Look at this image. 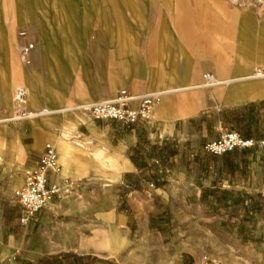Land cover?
<instances>
[{"label": "crops", "instance_id": "crops-1", "mask_svg": "<svg viewBox=\"0 0 264 264\" xmlns=\"http://www.w3.org/2000/svg\"><path fill=\"white\" fill-rule=\"evenodd\" d=\"M96 3L91 8L82 0L77 8L67 9L82 11L80 19L85 21ZM110 4V12L116 13L117 0ZM135 5L143 15L153 10L158 15L143 30H125L119 43V30H68L69 22L54 25V1L45 6L35 1L29 13L13 19V10L0 0V66L10 67L12 57L16 61L12 75L0 78V264L16 255L42 260L54 254L64 259L93 253L114 258L133 243L131 230L118 228L128 226L132 214L144 235L153 227L174 244L171 212L197 204L211 211L238 212L231 226L240 239L248 235L259 246L256 258L264 264V221L254 218L253 226L245 221L246 211L264 209V191L250 183L264 176V146L245 150L248 156L238 155L243 152L238 150L213 156L204 149L226 130L264 140V79H250L263 60L244 56L245 14L228 0H160L151 5L142 0ZM22 25L32 30H23L27 35L19 41L15 27ZM232 32L236 39L231 52ZM19 42L35 43L26 70L18 64ZM208 72L224 81L212 88H225L208 90L200 98L198 89H212L200 87ZM22 78L28 84L29 107L47 112L15 124L10 121V96L13 84ZM122 89L162 93L149 122L122 126L97 121L84 109L114 98ZM104 134L111 140L107 151L113 170L108 175L114 181L109 182L124 185L130 213L118 212L115 221L96 227L78 214L53 222L52 216L65 212L55 199L28 226L21 225V209L11 212L14 193L24 184L25 172L37 167L45 144L54 143L59 158V171L51 173L50 180L73 182V195H95L90 184L97 165L85 156L84 145H97ZM55 244L67 249L60 246L54 252ZM27 245L33 251L30 256L23 253ZM141 256L133 254L134 259ZM164 256L173 264H186L181 250L168 249Z\"/></svg>", "mask_w": 264, "mask_h": 264}, {"label": "rangeland", "instance_id": "rangeland-1", "mask_svg": "<svg viewBox=\"0 0 264 264\" xmlns=\"http://www.w3.org/2000/svg\"><path fill=\"white\" fill-rule=\"evenodd\" d=\"M40 2L42 6L48 5L49 2L54 1V4L58 6V10L55 13L59 15V19L53 17L52 22L54 25L61 23H70L68 30H119V43L124 42L125 30H143L142 26L147 27L148 22H153L155 16L158 15L156 10L146 13L143 15L142 11L136 9L135 3L142 2V0H117V12H110V0H96L97 3L94 5L97 9H90L86 12L85 21H82L81 13L75 9L74 11L67 9V5L70 7H78V4L82 0H6L8 10L11 8L13 12L11 16L13 19L21 16V13H29L30 5L33 2ZM84 1V0H83ZM95 0H86V5H90L92 8V2ZM145 2L150 1L151 4H156L160 0H144ZM170 0H166L168 2ZM210 1V0H207ZM231 5L239 10L240 13L245 14V51L244 56L249 58L253 55H257L262 58V63L256 67H264V0H228ZM83 4V3H82ZM133 5L134 10L129 11L127 7ZM84 6V4H83ZM71 8V7H70ZM100 8V10H98ZM130 8V7H129ZM58 13V14H57ZM109 15L113 17L110 18ZM10 14L8 13V16ZM149 17V18H148ZM85 23V27L84 26ZM24 28V29H23ZM55 30H61L55 27ZM26 30L27 32L32 30L29 26L15 27V33L17 38L21 39V32ZM66 30V29H64ZM235 35L231 33V52L235 47ZM234 40V41H233ZM21 42L18 47V64L21 65L22 70L28 69L32 65L27 63L22 56ZM12 48V47H11ZM9 51V50H8ZM12 52L11 49L9 53ZM124 52V50H123ZM243 55V54H242ZM9 56L8 58H11ZM31 58V57H30ZM16 61L14 57L10 59L11 66L3 68L0 66V78L1 76H10L13 71V64ZM18 86H28V84L22 79H19L13 84L10 103L12 107V115L15 114L14 110V92ZM224 86H219L212 89H198L200 98L208 90H222ZM203 100V99H202ZM29 103V101H28ZM29 105V104H28ZM90 115V114H89ZM223 133V132H222ZM221 133V134H222ZM101 142L97 145L89 146L84 145L86 150L85 156L92 157L95 162L96 169L98 170L97 176L92 180L91 186L95 187V195H73L71 192L63 195L61 198H56L59 202L61 201L65 212L61 213L60 216H52L53 222L65 221L68 219V215L78 214L85 218L89 226L96 227L99 224L115 221V214L118 212L130 213L125 205V189L124 185H112L110 182L114 181L111 179L108 173L112 172L110 162L111 156L109 155V144L110 138L107 135H103L100 138ZM255 139V138H253ZM257 140V139H256ZM238 155L248 156L245 150ZM120 156H117V160H120ZM264 158V156H263ZM110 181V182H109ZM251 186L258 190L264 191V176L260 179L250 180ZM22 185L17 187L20 188ZM259 199V198H258ZM263 200V197L260 196ZM55 200V199H54ZM52 200L48 206L52 205ZM257 200V199H256ZM14 205H12L11 212L17 211L20 207L14 199ZM55 202V201H54ZM98 205L101 210H98ZM96 207V208H95ZM101 213V214H100ZM68 214V215H67ZM175 218V226L170 229L173 231L174 244L171 242L164 241L154 228H150L149 233L144 235V232L137 224V217L132 214L130 216L129 225L125 226L122 224L118 227L121 230H131L132 244L128 247H123L114 258H107L106 256H99L93 253H83L84 256L75 258H58L57 254L50 256V259L44 257L39 260L35 258L23 259L20 255L9 258L3 264H173L172 259L165 258V252L169 249L170 251H183L186 264H198L199 261L208 256L214 260L223 261L226 263L234 264H259L258 247L252 239L247 237H238L236 230L232 225L236 224L238 212H227V211H216L207 210L200 205H193L190 210H179L171 212ZM167 215L166 218L171 217ZM254 218H260L264 221V209L258 211H246L245 221L247 225L253 226ZM232 221V223H231ZM124 223V222H123ZM158 229V228H157ZM146 233V232H145ZM30 234L28 237H32ZM63 244H55L54 252L61 249ZM62 248H66L64 245ZM30 245L25 247L24 254H31ZM46 251H44L45 253ZM150 252V255L145 256ZM142 255L138 259L133 258V254ZM193 257V259H191Z\"/></svg>", "mask_w": 264, "mask_h": 264}, {"label": "built area", "instance_id": "built-area-1", "mask_svg": "<svg viewBox=\"0 0 264 264\" xmlns=\"http://www.w3.org/2000/svg\"><path fill=\"white\" fill-rule=\"evenodd\" d=\"M27 32H21V36H26ZM35 48L34 42H28L22 47V56L27 63H31V52ZM253 78H264V67L257 68L253 73ZM224 84L213 73H205L202 88H212ZM29 89L26 86H18L14 92L15 114L10 121L15 124L37 117L47 112V110H33L28 105ZM162 100L161 92H148L136 94L127 89L120 90L112 99L102 100L90 104L84 109L90 114L92 119L97 121L113 120L122 126L137 125L149 122L153 118L155 106ZM264 146V140H256L243 136L236 131L226 130L215 140L208 141L204 149L213 156H223L235 150H247ZM59 158L54 143L47 142L44 151L40 156L36 168L25 172V181L22 187L14 193V199L22 211L20 224L28 226L31 220L49 203L61 198L70 192L73 182H55L50 180V174L59 171ZM198 264H234L214 260L208 256L203 257Z\"/></svg>", "mask_w": 264, "mask_h": 264}, {"label": "bare ground", "instance_id": "bare-ground-1", "mask_svg": "<svg viewBox=\"0 0 264 264\" xmlns=\"http://www.w3.org/2000/svg\"><path fill=\"white\" fill-rule=\"evenodd\" d=\"M250 79L260 80V79H255V78H253V75L250 77ZM262 79H264V78H262ZM13 124H14V123H13Z\"/></svg>", "mask_w": 264, "mask_h": 264}, {"label": "trees", "instance_id": "trees-1", "mask_svg": "<svg viewBox=\"0 0 264 264\" xmlns=\"http://www.w3.org/2000/svg\"><path fill=\"white\" fill-rule=\"evenodd\" d=\"M245 109V108H244ZM42 264H44V261L43 262H41Z\"/></svg>", "mask_w": 264, "mask_h": 264}]
</instances>
